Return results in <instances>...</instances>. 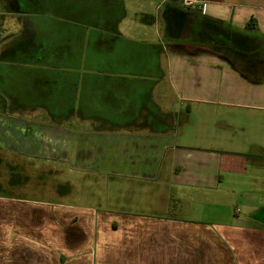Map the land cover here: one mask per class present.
<instances>
[{
	"label": "crops",
	"instance_id": "crops-1",
	"mask_svg": "<svg viewBox=\"0 0 264 264\" xmlns=\"http://www.w3.org/2000/svg\"><path fill=\"white\" fill-rule=\"evenodd\" d=\"M125 1L154 34L88 52L71 122L0 112V264H264V0ZM157 59L165 105L94 106Z\"/></svg>",
	"mask_w": 264,
	"mask_h": 264
},
{
	"label": "rangeland",
	"instance_id": "rangeland-1",
	"mask_svg": "<svg viewBox=\"0 0 264 264\" xmlns=\"http://www.w3.org/2000/svg\"><path fill=\"white\" fill-rule=\"evenodd\" d=\"M104 1L0 0V112L51 123L71 122L69 115L77 108L73 102L77 95L75 83L87 76L84 67L88 52L96 54V66L119 65L125 59L121 37L134 39L154 34L153 6L144 5L141 14L134 3L130 6L125 0H117L112 4L108 0L103 5ZM112 43L115 50L108 57L105 49ZM162 60H156L154 74L146 70L117 72L115 81H127L131 88L101 90L98 85L90 96L96 99L94 106L100 107L104 100L117 103L119 98L134 103L149 93L155 97V92L158 96L153 101H158L159 107L165 105L171 94L164 83ZM95 74L97 82L104 72ZM145 82L146 87L141 88L139 85ZM83 104L79 102L80 110ZM0 129L3 133L5 127Z\"/></svg>",
	"mask_w": 264,
	"mask_h": 264
},
{
	"label": "built area",
	"instance_id": "built-area-1",
	"mask_svg": "<svg viewBox=\"0 0 264 264\" xmlns=\"http://www.w3.org/2000/svg\"><path fill=\"white\" fill-rule=\"evenodd\" d=\"M203 3V0H187V6L195 7Z\"/></svg>",
	"mask_w": 264,
	"mask_h": 264
},
{
	"label": "trees",
	"instance_id": "trees-1",
	"mask_svg": "<svg viewBox=\"0 0 264 264\" xmlns=\"http://www.w3.org/2000/svg\"><path fill=\"white\" fill-rule=\"evenodd\" d=\"M252 25H254V23L253 22H249L245 27H246V29H251V27H252Z\"/></svg>",
	"mask_w": 264,
	"mask_h": 264
}]
</instances>
